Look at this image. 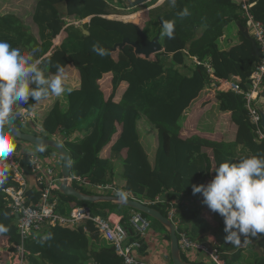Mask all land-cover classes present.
I'll list each match as a JSON object with an SVG mask.
<instances>
[{
  "label": "trees",
  "instance_id": "1",
  "mask_svg": "<svg viewBox=\"0 0 264 264\" xmlns=\"http://www.w3.org/2000/svg\"><path fill=\"white\" fill-rule=\"evenodd\" d=\"M157 1L160 0L126 10L122 0H30L29 20L36 36L26 31L18 15L0 14V39L24 52L38 49L34 58L42 61L41 68L48 79L57 75L58 68L59 75L66 71L75 73L71 80L62 78L65 105L56 101L42 120L36 119L41 128L39 133L34 132L31 124L29 130H24L18 115L13 123L21 132L39 138L59 135L60 143L71 157L72 176L87 178L94 184L120 186L128 182L125 189L132 196L164 217L167 216L165 202L175 201L180 222L177 231L198 242L206 234L214 235L217 245L212 247L220 252L225 264H264V234L242 237L239 245L225 243L224 231L194 207L196 202L206 206L202 194L192 193L193 185H207L212 180L220 163L237 162L242 156L264 155V141L258 140L248 121L242 96L218 92L207 101L209 77L202 66L193 62V58L201 63L208 61L217 79L237 78L239 88L246 91L260 61L252 44L239 30L237 42L228 48L218 49L217 43L231 23L246 28L243 4L264 26V0H176L174 7L170 0L154 6ZM185 8L190 15L181 18L179 13ZM136 13L142 16L140 26L108 19ZM163 21H174L172 39L162 35ZM138 28L149 41L159 36L160 53L145 59L135 55L128 45L113 52L124 39L140 44ZM58 37L59 43L54 45ZM93 45L103 48L105 55L94 52ZM51 96L39 102L30 99L27 105L15 107L14 111L34 113L36 118L42 111L37 105ZM203 101L217 104L218 112L227 116L232 138L223 141L196 134L182 135L185 115ZM3 132L15 144L11 154L23 158L19 160L28 184L27 202L36 204L40 188L30 173L26 157L54 156L62 163L61 157L53 149L42 147L43 151H39L40 147L16 140L0 125V134ZM150 136L154 138L152 153L147 151ZM22 145L27 146L22 148ZM0 172L6 176L0 184V225L7 228L6 232H0V264H8L7 257L20 238L4 191L16 184L9 171L0 167ZM52 197L58 215L67 216L74 207H89L94 216H120L122 225L128 228L127 219L132 211L127 208L110 212V204L78 202L58 190ZM157 197L163 201L153 204ZM179 198L182 203L176 201ZM143 216L150 220V228L161 229L169 241L159 223ZM129 236L134 239L131 233ZM141 244L140 253L144 249L143 240ZM25 251L27 264H123L90 222L76 227L44 225L25 241ZM182 259L187 262L184 256ZM204 261L198 263L206 264Z\"/></svg>",
  "mask_w": 264,
  "mask_h": 264
},
{
  "label": "built area",
  "instance_id": "2",
  "mask_svg": "<svg viewBox=\"0 0 264 264\" xmlns=\"http://www.w3.org/2000/svg\"><path fill=\"white\" fill-rule=\"evenodd\" d=\"M241 10L243 11V18L246 20V29L256 43L260 53V61L255 66L248 80L246 91H242L239 88L236 83L239 81L237 78L234 81L217 79L208 61L201 63L193 58V62L202 66L208 75L210 81L207 87L209 91L212 93L233 92L242 96L248 121L254 127L258 140L264 141V132L261 128L259 115V108L261 107L260 95L264 85V26L253 18L246 5L243 4ZM32 119V113H27L24 110L18 112V121L24 130H29ZM56 137L55 135L51 136L54 141L60 143V138ZM19 159L23 158H18L16 154H10L6 159H0V167L12 174L13 182L16 184L15 187H10L4 191L11 215L17 217L15 218V226L20 238V243L12 247L8 264H27L25 241L28 240L33 232L40 231L44 225L76 227L84 225L86 222H90L93 225L97 234L102 236L104 241L113 248L114 253L122 260L123 264H147L141 259L140 252L142 250L141 240L144 239L151 227L149 219L141 213L132 211L128 220V228H126L122 225L120 216L116 214H109L107 218L94 216L89 207H74L69 215H58L55 212L56 200L52 197V194L58 190L60 185V166L59 171H56L57 166L52 163L53 160L41 158L36 154L27 156L25 160L30 173L34 176L37 187L40 188V199L36 204H29L26 196L28 184ZM70 180L73 187L86 194L117 196L116 193L118 191H125L128 193L129 199L138 201L130 192L120 188L115 183L94 184L87 178L72 175H70ZM162 201V199L157 197L152 203L155 204ZM176 201L182 203L180 198ZM174 202H165L167 203L166 218L176 230L181 255L189 263L200 262L199 258L201 256L209 264H225L216 248L191 239L185 232L177 231V226L180 222L178 220L176 202ZM129 233L133 235V240Z\"/></svg>",
  "mask_w": 264,
  "mask_h": 264
},
{
  "label": "clouds",
  "instance_id": "3",
  "mask_svg": "<svg viewBox=\"0 0 264 264\" xmlns=\"http://www.w3.org/2000/svg\"><path fill=\"white\" fill-rule=\"evenodd\" d=\"M170 3L174 7L176 0ZM179 15L183 18L190 13L185 8ZM162 28V35L172 39L174 21H163ZM36 51L33 48L24 52L0 39V125H10L18 115L14 108L27 105L30 99L39 102L49 95L60 96L65 92L59 68L55 78L48 79L41 68L42 61L34 58ZM93 51L105 55L99 45H93ZM14 150L12 139L0 134V159H6ZM5 179V173L0 172V184ZM192 193L202 194V203L223 218L225 243L239 245L242 237L264 234V155L242 156L237 162L220 163L212 180L207 185H193ZM116 195L121 201L128 198L125 191ZM6 231L0 225V232Z\"/></svg>",
  "mask_w": 264,
  "mask_h": 264
},
{
  "label": "crops",
  "instance_id": "4",
  "mask_svg": "<svg viewBox=\"0 0 264 264\" xmlns=\"http://www.w3.org/2000/svg\"><path fill=\"white\" fill-rule=\"evenodd\" d=\"M21 1L23 3H26L27 10H28L26 12H27V16L29 19V2H30V0H21ZM55 1H57V0H52V2H55ZM155 6H157V5H155ZM21 8L24 9V7H21ZM126 17H130L131 19H129L128 21H125L123 18H126ZM140 17H141V13L140 14H133L130 16H124V17L111 16V17H108V19L117 20V21H120L123 23H128V24H134L135 26H140ZM112 18H121V19L118 20V19H112ZM21 19L23 20V18H21ZM228 28H232L231 33L229 35H227ZM228 28L225 31L224 38L217 43L218 49H222V50L226 49L229 46H231L233 43L237 42V33L239 30V27L236 25V23H231L228 26ZM58 43H59V37L55 40L54 45H58ZM151 58H153V56ZM66 69H69V67ZM70 72L71 71H66L64 74H60L61 78H63V79L66 78L69 80L73 79V77L75 76V73L68 75V73H70ZM72 87H73V83H71V88ZM67 89H70V87H67ZM63 94H65V93H63ZM215 94H217V93H212L210 91V95L208 98H206V100L207 101L210 100L211 98H213L215 96ZM62 95H60V96L52 95L48 100L43 101L37 105V107L42 111L40 112V114L36 118H35L36 114L34 115V113H32L34 115L33 119L31 120V126H32L33 130H35L36 128L41 130V128L38 125L39 124L38 121L40 119L41 120L43 119V117L47 113V110L52 105V103H54L56 101H60ZM205 103H206L205 101L201 102L194 109L189 111V113H187V115H185L184 122H183L184 125L182 126L183 128H181L185 134H182V135H188L189 133H187V132L192 131V127H194V128L201 129L202 131L205 132L206 135L211 136L210 138L215 139V140L227 141L228 139L232 138L233 132H232L231 125L228 122L227 116L221 115L218 112L217 104H215L213 102L208 103V104H205ZM36 119L38 120L37 121L38 123L35 122ZM190 134H193V133H190ZM2 135H5L8 137V134L6 132H3ZM59 137L60 136L58 135L56 138H59ZM50 139H52V138H50ZM26 146L27 145H22V148H25ZM153 147H154V138H153V136H150L148 141H147L148 153H152ZM49 158L51 160H53L52 163H54V164L56 163V165L61 167L62 163L58 159V157L51 156ZM56 159L59 160L60 165L58 164ZM56 171H58L57 167H56ZM120 186H119L120 188L123 187V189H125L128 186V182L127 183H121ZM191 204L185 203V205H187V206H190ZM194 204H195V202H193V205ZM194 207H197L198 210L200 211V214L205 216L207 220H210V219L214 220L218 225L217 227L221 228L222 230L224 229L223 218L219 214L213 213L206 206L198 204L197 202H196ZM106 212L109 213L108 210H106ZM201 242L204 244H208L210 246L217 245L216 244L217 243L216 238L214 235L206 234V238L203 239ZM246 242H248V240H246ZM143 246H144V249L141 253V259L144 262H146L147 264H171L169 241L165 238L164 233L160 232V230L150 228L148 230V232L146 233L144 239H143ZM8 258H9V255H8ZM199 260L202 261L203 257L200 256ZM206 264H207V262H206Z\"/></svg>",
  "mask_w": 264,
  "mask_h": 264
},
{
  "label": "water",
  "instance_id": "5",
  "mask_svg": "<svg viewBox=\"0 0 264 264\" xmlns=\"http://www.w3.org/2000/svg\"><path fill=\"white\" fill-rule=\"evenodd\" d=\"M124 7L126 10H132L137 7H141L147 5L152 0H122ZM162 0L157 1L156 5L160 4ZM155 6V5H154ZM239 31L242 35L252 44V48L256 54L257 59H260V53L257 48L256 43L249 35L248 30L245 28H241L239 26ZM138 37L141 39L140 44L132 43L128 39H124L122 43L116 45L112 50L115 52L116 50H121L124 46L128 45L134 49V53L137 56L143 57L145 59H149L152 56L160 53L162 51V47L159 43V36L157 35L151 41H149L142 33L140 28L137 29ZM83 34L88 35L87 31H83ZM163 61V59H162ZM261 107L259 108V115L261 118V128L264 132V91L260 95ZM8 133L15 138L16 140L26 142L30 145H34L36 147H44L55 150L58 155L61 157V181L58 187V191L65 197L73 198L78 202H83L87 204H110L112 206H118L127 208L131 211H135L145 215L157 223L161 225V227L165 230L167 235L169 236V246H170V258L172 264H201V263H189L182 259V255L180 253V249L178 246V240L176 235V230L172 223L160 214L158 211L149 207L146 204L138 202L136 200H132L127 198L126 201H121L118 196H98V195H90L84 192H81L75 189L72 185V181L70 180V166H71V157L68 151L64 148V146L57 141L52 139H43L37 136L23 133L21 132L16 125L12 122L10 125H4ZM15 218H17L15 216ZM129 220V218L127 219Z\"/></svg>",
  "mask_w": 264,
  "mask_h": 264
},
{
  "label": "rangeland",
  "instance_id": "6",
  "mask_svg": "<svg viewBox=\"0 0 264 264\" xmlns=\"http://www.w3.org/2000/svg\"><path fill=\"white\" fill-rule=\"evenodd\" d=\"M20 6L21 7H24V9H22ZM26 11H28L27 10V6H26V3H23L21 0H0V14H7V13L17 14L20 18H23V23H24V26H25L26 31H28L33 36H36L35 30L33 28V24L28 19V16H27V12ZM136 14H140V13H136ZM112 19H118L119 20L121 18H112ZM141 21H142V16L140 17V23H141ZM231 29L232 28H228L227 35H229L231 33ZM71 74H73V72L68 73V75H71ZM60 103L62 105H65V103H66V96H65V94L62 95V97L60 99ZM33 117H34V115H33ZM35 122H37V121L35 120ZM181 125H182V123H181ZM180 130H181V133L182 134H185L182 129H180ZM34 132L39 133L40 130L38 128H36ZM187 133H189V134L190 133H193V134H196V135H201V136H205V137L206 136L207 137H211L209 135H206L205 132L202 131L201 129L194 128V127H192V131H188ZM44 159H46V158H44ZM56 160H57L58 164L60 165L59 160L58 159H56ZM56 166H57V170L59 171V166L58 165H56ZM60 173H61V167H60ZM136 189H139V188H136ZM120 209H121V207H118V206H111V207L108 208V210L110 212H114V213H118ZM157 230H160V232H162V230L159 229V228ZM2 248L4 249V246H2Z\"/></svg>",
  "mask_w": 264,
  "mask_h": 264
}]
</instances>
